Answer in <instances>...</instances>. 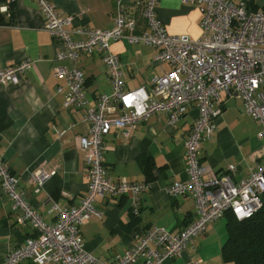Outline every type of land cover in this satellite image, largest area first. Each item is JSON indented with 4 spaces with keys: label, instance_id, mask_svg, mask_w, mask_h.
I'll return each mask as SVG.
<instances>
[{
    "label": "built area",
    "instance_id": "obj_1",
    "mask_svg": "<svg viewBox=\"0 0 264 264\" xmlns=\"http://www.w3.org/2000/svg\"><path fill=\"white\" fill-rule=\"evenodd\" d=\"M14 0L0 1V13L9 12ZM44 18V29L55 42V60H68L71 66L56 64L54 76L63 82L56 90L63 94V107L81 111L87 133L80 136L78 148L83 153L88 189L71 207L47 202V211L56 215L53 223L44 222L17 190V177L0 154V185L11 200L16 225L30 222L36 234L9 250L0 264H165L179 256L193 239L205 232L208 225L231 212L237 220L250 217L261 205L264 192V156L255 170L235 183L227 171L215 174L200 162V147L211 137L215 121L222 112L220 93L240 98L247 115L261 124L258 137L264 143V8L251 10L245 0H181L201 11V32L197 39L169 34L156 18L158 0H117L113 25L108 29L87 26L73 27L77 14L65 15L50 0H33ZM9 15V14H8ZM7 15V16H8ZM73 34L83 35L81 39ZM126 39L156 48L154 60L166 64L147 85L134 89L124 86L119 57L111 51L110 42ZM83 54H98L112 85L111 94L98 96L95 105H88L85 78L78 65ZM32 59L0 69V86L18 82L33 64ZM131 96V102L126 97ZM196 117L185 139L186 179L168 186L170 195L189 194L195 201V217L178 232L158 226L134 233L135 243L123 254L109 261L101 260L84 247L80 227L92 217L100 216L94 202L106 196L131 195V208L139 213L140 195L150 189L146 181L112 179L103 163L105 135L111 128L120 129L127 137L136 125L151 114L163 112L167 124L176 126L189 107ZM67 128H54L60 137ZM56 172L40 167L31 181L35 191Z\"/></svg>",
    "mask_w": 264,
    "mask_h": 264
},
{
    "label": "crops",
    "instance_id": "obj_2",
    "mask_svg": "<svg viewBox=\"0 0 264 264\" xmlns=\"http://www.w3.org/2000/svg\"><path fill=\"white\" fill-rule=\"evenodd\" d=\"M2 1V0H0ZM238 2L240 0H232ZM251 10L264 8V0H245ZM65 15L77 14L73 27L87 26L108 29L113 25L117 0H50ZM128 3L129 0H122ZM9 14V15H8ZM8 16L0 13V69L32 59L33 64L18 82L0 86V154L17 177V190L31 208L46 223L56 215L47 211L51 198L60 207L76 204L88 189L83 153L78 148L80 136L87 133L81 111L63 107V94L57 85L53 67L68 60H55V42L44 29V18L33 0H14ZM156 18L169 34L200 38L201 11L181 0H158ZM81 39L83 35L73 34ZM111 51L118 55L122 80L128 89L147 85L166 64L154 60L156 48L142 42L133 44L126 39L110 42ZM85 78L84 93L88 105H95L101 94H111L112 85L98 54H83L78 62ZM222 112L215 121L211 137L200 147V162L212 173L227 171L237 183L255 170L264 156V143L258 137L261 124L246 114L240 98L220 93ZM196 117L189 107L176 126L167 124V115L153 113L125 137L120 129L111 128L105 135L103 163L109 176L118 180L146 181L139 163L141 155H150L153 168L150 189L140 195L139 215L131 213V195L106 196L94 202L100 216L92 217L80 227L85 249L93 256L109 261L123 254L135 243L134 233L151 226L178 232L195 217V201L189 194L170 195L173 181L186 179L185 139ZM58 136L54 128H67ZM152 166V165H151ZM55 168L42 189L35 191L31 176L38 168ZM11 200L0 185V260L11 249L36 234L30 222L16 225ZM224 219V222H222ZM227 237L226 218L210 223L201 235L177 257L165 264H233L225 262L221 246ZM19 264H34L23 260ZM135 264H143L139 259Z\"/></svg>",
    "mask_w": 264,
    "mask_h": 264
},
{
    "label": "trees",
    "instance_id": "obj_3",
    "mask_svg": "<svg viewBox=\"0 0 264 264\" xmlns=\"http://www.w3.org/2000/svg\"><path fill=\"white\" fill-rule=\"evenodd\" d=\"M139 163L146 175V182H149L154 167L150 155H141ZM261 201V207L248 218L237 220L230 211L225 213L227 237L221 246L223 261L264 264V192ZM131 213L139 215L133 211Z\"/></svg>",
    "mask_w": 264,
    "mask_h": 264
},
{
    "label": "clouds",
    "instance_id": "obj_4",
    "mask_svg": "<svg viewBox=\"0 0 264 264\" xmlns=\"http://www.w3.org/2000/svg\"><path fill=\"white\" fill-rule=\"evenodd\" d=\"M131 99H132V97L131 96H129V97H126V102H131Z\"/></svg>",
    "mask_w": 264,
    "mask_h": 264
},
{
    "label": "rangeland",
    "instance_id": "obj_5",
    "mask_svg": "<svg viewBox=\"0 0 264 264\" xmlns=\"http://www.w3.org/2000/svg\"><path fill=\"white\" fill-rule=\"evenodd\" d=\"M222 222H224V219H222Z\"/></svg>",
    "mask_w": 264,
    "mask_h": 264
}]
</instances>
